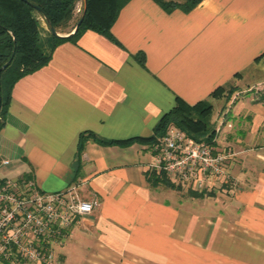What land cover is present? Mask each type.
Wrapping results in <instances>:
<instances>
[{"label":"crops","instance_id":"0c3cea01","mask_svg":"<svg viewBox=\"0 0 264 264\" xmlns=\"http://www.w3.org/2000/svg\"><path fill=\"white\" fill-rule=\"evenodd\" d=\"M221 87L237 88L229 102L212 98ZM262 91L264 0H202L188 12L129 0L111 37L85 31L16 83L0 175L46 193L77 185L97 203L57 249L58 264H264ZM177 99L213 104V147L232 155L201 192L152 187L149 145L87 139L79 155L82 134L151 137Z\"/></svg>","mask_w":264,"mask_h":264},{"label":"trees","instance_id":"16d2710c","mask_svg":"<svg viewBox=\"0 0 264 264\" xmlns=\"http://www.w3.org/2000/svg\"><path fill=\"white\" fill-rule=\"evenodd\" d=\"M82 2L80 18L73 22L75 10ZM129 0H88L87 12L80 29L69 38H59L51 33L45 20L48 18L58 33H71L84 13V0H0V131L5 125L11 95L16 83L23 77L44 68L51 60L55 49L66 42L76 43L79 37L88 30L111 37V28L116 22L122 7ZM165 11L171 12L181 8L188 12L202 0H154ZM44 19L51 34L49 54L44 51L42 43V24ZM144 63L143 58H139ZM9 63L6 69L3 67ZM236 87L217 89L214 99L231 100ZM259 100L264 101V91L259 93ZM214 106L210 101H202L194 106L177 99L175 107L166 113L154 128L151 137H136L123 141L100 139L93 133L80 137L79 155L83 153L84 142L93 139L102 146L128 147L134 143L155 146L159 139L166 136L171 127L184 131L197 142L214 144L216 130L212 123ZM87 135V136H86ZM152 187L179 189L164 175L152 171L148 174ZM196 196H199L196 194Z\"/></svg>","mask_w":264,"mask_h":264},{"label":"built area","instance_id":"2783aa9c","mask_svg":"<svg viewBox=\"0 0 264 264\" xmlns=\"http://www.w3.org/2000/svg\"><path fill=\"white\" fill-rule=\"evenodd\" d=\"M152 151L151 170L185 192H201L208 182L223 178L232 157L176 127ZM96 206L95 201L81 197L77 185L46 193L32 180L0 175V264H57V249Z\"/></svg>","mask_w":264,"mask_h":264},{"label":"water","instance_id":"95a60500","mask_svg":"<svg viewBox=\"0 0 264 264\" xmlns=\"http://www.w3.org/2000/svg\"><path fill=\"white\" fill-rule=\"evenodd\" d=\"M87 1H88V0H84V13H83L81 19H80L79 22L77 23L75 29H74L71 33H69V34H65V35H63V34H61V33H58V32L53 28V26H52L51 23L49 22L48 18L45 17V20L47 21V23H48V25H49V27H50L51 33H52L54 36L59 37V38H69V37L73 36L75 33H77V31L80 29V27H81V25H82V23H83V21H84L85 14H86V12H87ZM8 66H9V63L6 64V65L3 67V69H6ZM0 73H1V72H0ZM1 102H2V99H1V96H0V106H1Z\"/></svg>","mask_w":264,"mask_h":264},{"label":"rangeland","instance_id":"374dc122","mask_svg":"<svg viewBox=\"0 0 264 264\" xmlns=\"http://www.w3.org/2000/svg\"><path fill=\"white\" fill-rule=\"evenodd\" d=\"M81 9H82V2L80 1L79 3H78V5H77V7H76V10H75V15H74V19H73V22L71 23V26L73 25H75L76 24V22H77V20L80 18V15H81ZM42 23H43V25L45 26V28H47L48 30H49V28H48V26H47V24L44 22V21H42ZM50 31V30H49ZM65 33H67V31L66 32H64V33H62V34H65ZM258 88H263L262 86H260V85H258L257 86ZM175 185V184H174ZM176 186V185H175ZM179 188V187H178ZM178 192H181V194L183 195V196H186V192L184 191L183 192V190L181 191H178ZM58 264V263H57Z\"/></svg>","mask_w":264,"mask_h":264}]
</instances>
